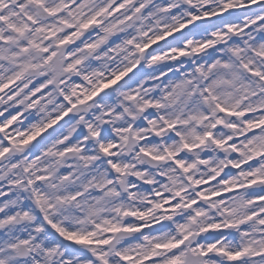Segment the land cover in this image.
Masks as SVG:
<instances>
[{"label": "clouds", "instance_id": "obj_1", "mask_svg": "<svg viewBox=\"0 0 264 264\" xmlns=\"http://www.w3.org/2000/svg\"><path fill=\"white\" fill-rule=\"evenodd\" d=\"M0 264H264V0H0Z\"/></svg>", "mask_w": 264, "mask_h": 264}]
</instances>
